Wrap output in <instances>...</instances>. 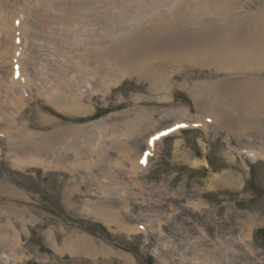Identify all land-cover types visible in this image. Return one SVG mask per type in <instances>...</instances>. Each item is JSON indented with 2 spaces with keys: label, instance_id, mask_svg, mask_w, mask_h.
<instances>
[{
  "label": "rangeland",
  "instance_id": "374dc122",
  "mask_svg": "<svg viewBox=\"0 0 264 264\" xmlns=\"http://www.w3.org/2000/svg\"><path fill=\"white\" fill-rule=\"evenodd\" d=\"M137 1L139 0H103L102 13L90 6L86 7L85 11L89 17L86 29L89 30L83 31L77 42L79 48L77 65L60 46L53 47L50 44V49L39 47L46 66H57L60 71L65 68L72 69V74L68 76L69 88L97 80L98 73L92 76L86 70V64L89 62L93 64L96 55L105 52L112 42L114 45L119 40L123 41L134 25L137 29L145 25L146 22L139 20L141 12L149 14L165 7L164 0H144L146 4L142 9L139 4H136ZM223 1L239 5L241 14L259 12L258 8H264V0ZM23 3L31 8L27 10V14H23ZM176 4L177 2L174 5ZM41 10L50 12L56 19L48 24L50 27L57 24L60 26V31L67 34V38L72 35L68 24L62 19L61 0H10V6L7 8L9 18L0 19V37L3 36L5 44V49L0 50V54L2 53L3 56L5 54L4 57L7 59L9 57L10 61L12 59V53L8 55L11 48L10 36L21 35L20 27L22 26L14 32L16 28L14 25L18 23H13L12 17L22 21L26 26L24 31L28 42V47L24 48L25 61L22 69L11 68L13 62L6 64V60L0 55V62H2L0 74L3 76L4 89L7 90V92L0 90V104L10 109H17L19 105L17 102H9L8 97L13 93L29 94L32 89L29 82L35 75V71H38V82L43 81L45 77L40 71V68L44 67L43 61L38 63V70L35 71H31L27 66L30 53L40 41L39 32L33 21L41 19L39 13ZM151 25L152 23H146V26ZM10 27H13L12 35L9 33ZM186 36V33H182V37ZM18 39L16 42H20ZM223 48L230 56H236V53L241 56L236 47ZM245 48L260 52L262 44L254 45V41L250 38L241 42L238 47L240 50ZM14 62V67H19L17 62ZM201 65L187 61L171 66L170 73L174 71L175 75L181 74L183 77L172 80L173 88L166 95L154 91L147 79L138 80L137 77L125 79L105 97L101 94L94 95L93 110L86 117H65L43 98L33 96V99L32 97L25 106V113L21 115L27 120L29 127L38 132H51L57 124H90L94 130V124L100 121H106L104 123H107L106 125H115L118 131L116 136H108V139L104 138L106 136L96 137L95 145L86 153L87 158L90 157L87 159L88 164L90 163L89 167L87 166L89 169H85L86 164L77 161L75 170L81 169L78 170L75 178L62 170L46 171L35 167L17 169L7 157L9 148L6 140L0 136V183H11L28 194L27 199L17 200L0 194V222L5 224L8 220L5 212L6 203L24 207L28 210V214L36 218L34 223H30L26 228L27 232L23 233V243L27 249L28 258L18 264H47L49 258L52 264L94 263L90 257L72 258L68 254H57L45 233L50 227L57 231L55 238L59 245L63 239L60 233L65 230L63 228L69 231L77 229L106 243L116 251L131 254L136 264H181V260H185L184 264H190L193 249L188 246L197 243L200 239L201 233L199 234L198 227L204 229L215 242L224 241L235 245L239 235L246 232V235L252 237L253 245L264 254V159L253 160L242 150L250 145L258 149L264 148V137L260 134V130L246 132L248 137H253L251 142L245 137H242L243 140L233 137L231 132L213 125H209V129L189 126L184 127L177 134L165 135L160 142L156 143L157 148L153 144L155 150L145 152L156 131L172 126L185 113L190 119L201 117L189 91L181 86L184 83L189 87L192 86V83L186 80L187 76L203 83L214 74L208 86H218L217 84L224 82V78L228 77L222 71L215 72ZM3 66L7 67L4 72H9L8 75H4L1 71ZM138 68L135 65L131 70L138 71ZM15 74H18L17 79L14 78ZM99 77L102 80L105 78L103 73H99ZM38 113L58 123L37 128ZM249 120L257 125L263 122L262 125H264V118L250 117ZM103 140L108 142V146L112 142L116 143L117 149H107ZM127 142H131V149H126L121 144ZM230 147L235 148L236 151L231 153ZM104 154L108 156L106 165L95 162L96 158L103 159ZM231 154L236 155L234 160L229 158ZM141 157L144 162H149V166L139 172L138 183L143 184L142 188H139L138 183L131 179L127 168L130 167V163H139ZM196 161L199 163L194 165L193 162ZM91 162L94 163L91 164ZM103 170H105L104 174H99ZM224 171L235 175L243 174L242 180L239 183L210 185L208 180L213 175ZM83 178L87 181L86 184L80 183ZM114 180H117L115 183H118V188H114L115 183L112 184ZM106 185L110 186V191L108 190L105 196L100 197L97 189ZM72 187L73 190L70 191ZM102 197L109 199L111 206L122 214L126 224L143 225L147 228L144 225L146 223L150 224V230L128 233L123 227L115 225L108 227L90 215L91 213L82 211L84 201H98ZM197 199L207 203L202 211L194 209L189 204L190 201ZM209 243L210 240L201 245L203 248L200 250L205 254L212 249ZM228 259L232 261V264H254L255 261L242 247L239 253L231 254ZM226 262L228 263L229 260H224V263ZM0 264L7 263L0 258ZM104 264H122V262L115 259Z\"/></svg>",
  "mask_w": 264,
  "mask_h": 264
},
{
  "label": "bare ground",
  "instance_id": "6f19581e",
  "mask_svg": "<svg viewBox=\"0 0 264 264\" xmlns=\"http://www.w3.org/2000/svg\"><path fill=\"white\" fill-rule=\"evenodd\" d=\"M176 2L177 4L174 5ZM220 2L219 0H164L165 7L161 6L162 8L149 12V14L139 12L142 14L139 15V20L144 21V23H152V25L146 26L145 23L140 29H137L133 24V29L126 34L123 41L120 42L119 40L114 45L112 42L105 52L96 55L93 64L91 62L86 64V70L92 76H96L98 73V79L91 80L90 83L84 85H74L71 88L68 85L70 81L68 76L72 74V69L65 68L60 71L57 66H46L45 59L41 57L39 52V47L50 49V44L53 47L60 46L77 65L79 58L77 42L83 31L89 30L86 29L89 17L85 9L90 6L102 13V3L104 2L103 0H61L62 19L68 24L72 32L69 38H67L64 31H60L59 25L55 24L53 27L48 25L56 21L50 12L39 11L41 19L39 21L34 20L33 24L39 32L40 41L35 45L34 51L30 53L27 66L31 71H35L38 70V63L43 61L44 67L40 68V71L45 77L43 81L38 82V71H35V75L29 82L32 85L29 94L24 92L13 93L8 97L9 102L18 103L17 109H10L0 104V136L7 142L9 148L7 157L12 161L13 166L20 170L32 167L43 168L46 171L62 170L75 178L76 173L81 169L75 170L77 161L86 164L85 169H89L88 165L90 163L88 164L87 159L90 157L87 158L86 153L95 145L96 137L116 136L118 131L115 125L104 124L106 121L93 123L95 131L90 124L55 125L54 123L57 121L49 120L39 113L37 114L39 122L37 128H43V125H55V127L51 132L33 130L29 127L24 116L21 115L25 113V106L33 96L43 98L45 102L65 117H86L93 110L92 100L94 95L101 94L105 97L125 79L133 77H137L138 80L147 79L154 91L166 95L173 88L172 80L176 77H183L181 74L175 75L174 71L170 73L169 69H172L171 66L173 65L187 61L200 63L202 67L211 68L215 72L222 71L228 77L224 78V82L217 84L218 86H208L211 78L215 76L214 74L210 75V78L203 83L194 81L192 77L187 76L186 80L190 81L192 86L189 87L185 83L181 86L182 88L186 87L189 91L201 117L190 119L185 113L172 126L165 130L156 131L152 135L153 138L151 137L152 142L148 143L146 153L152 151V149L155 150L157 148L156 143L160 142L165 135L177 134L181 129L189 126L209 129V125H213L216 128L231 132L233 137L239 139L245 137L250 139L251 142H253V137H248L246 133L249 130L251 132L260 130V134L264 137L263 122L261 125H257L254 121L250 122L249 120L250 117L264 118V8H258L260 9L259 12L241 14L239 13V5L223 0H220ZM136 4H139L143 9L146 3L144 0H139ZM25 5V3L22 5L23 14H27V10L31 9L27 5L24 7ZM8 6H10V0H0V19L7 20L6 18H9V15H7ZM12 22H17L19 25H14L16 26L14 32L20 26H22L20 27L22 31L20 30L21 35L19 37L10 36L11 48L8 55L12 53L10 61L13 64H11V68L22 69L25 61L24 48L28 47L24 31L26 26L14 17H12ZM157 23L158 25H155ZM12 28H9L10 35L14 33H11ZM72 28H74V31H72ZM182 33H186L187 36L182 37ZM17 38L20 39V42L17 41L18 43L16 42ZM250 38L254 41V45L262 44L260 52H256L254 49L246 50L248 48H245V50L238 49L241 42ZM0 40V50L2 51L5 49L3 36L0 37ZM223 47H236L241 56H238V53H236V56H230L228 52L225 53ZM17 55L20 56L17 57ZM4 56L2 55V58L6 60L5 63L10 64L9 57L7 59ZM20 60L21 63H19ZM14 61L17 62L19 67H14ZM128 63L132 64L129 65ZM135 65L139 67L138 71L131 70ZM6 70L7 67L5 66L1 69L2 72ZM99 73L104 74L105 78L103 80L99 77ZM8 74L9 72H4V75ZM14 78L17 79L18 74H15ZM2 80L3 76L0 74V90L7 92L4 89ZM112 141H115V139H112ZM103 143L107 149H117L114 142L110 143L109 146L108 142L106 143L104 140ZM121 144L126 149L132 148L131 142ZM153 144L156 145H154L155 148ZM229 150L231 153L234 150L236 151L232 147ZM242 150L244 154L250 156L253 160L264 159V148L258 149L254 145H250V147L248 146ZM107 157L104 154L103 159L96 158L95 162L106 165ZM229 158L234 160L236 155L231 154ZM93 163L91 162V164ZM198 163L199 161L193 162L194 165ZM129 166L127 170L130 177L137 184L139 172L147 169L149 162H144L141 157L139 163H130ZM104 171L99 174H104ZM242 177L243 174L235 175L229 171H224L213 175L208 181L211 183L210 185L216 186L230 182L239 183ZM115 181L117 180H114L112 184ZM72 182L74 183V181ZM80 183L86 184L87 181L83 178ZM115 184L114 188H118V183ZM142 185V183H138L139 188H142ZM71 190H73V187L70 188ZM108 190L110 191L109 185L101 186L97 189L98 193H96L101 197ZM0 194L8 195L12 200L28 198L26 191L8 182L0 183ZM175 198L179 199L176 196ZM84 202L82 211L88 214L91 213L90 215L102 221L108 227L112 225L123 227L128 233L150 230V224H144L147 228L143 225L126 224L122 214L111 206L112 204H110L107 197L99 198L98 201ZM6 204L5 212L8 220L5 224L0 222V258L7 264L11 262L18 264L28 258L27 249L23 243V233L27 232L26 228L30 223H34L36 218L28 214V210L24 207H19L14 203ZM189 204L200 211L207 206V203L201 199L190 201ZM158 222L160 224V220ZM63 229L65 230L60 231L63 235L61 245L56 241V230L50 227L45 232L54 251L59 255L68 254L72 258L90 257L94 261L91 264H104V262H112L115 259L120 260L122 264H136L131 254L116 251L113 247L96 240L88 233L79 232L77 229L72 231L66 228ZM197 230L199 234L201 233L200 239L197 243L188 246L193 249L190 264H232L228 257L231 254L239 253L241 247L248 256L255 259L254 264H264V254L253 245L252 237L246 235V232L239 235L235 245L224 241L215 242L204 229L198 227ZM209 240L212 249L208 254H205L200 248H203L201 247L203 242ZM224 260H229V262L224 263ZM184 262L185 260H181V264H184ZM47 264H52L50 258Z\"/></svg>",
  "mask_w": 264,
  "mask_h": 264
}]
</instances>
